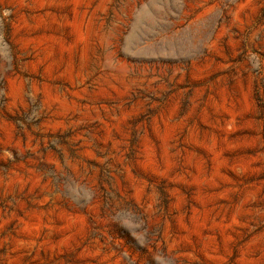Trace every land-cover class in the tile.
I'll return each instance as SVG.
<instances>
[{
	"label": "rangeland",
	"instance_id": "1",
	"mask_svg": "<svg viewBox=\"0 0 264 264\" xmlns=\"http://www.w3.org/2000/svg\"><path fill=\"white\" fill-rule=\"evenodd\" d=\"M0 264H264V0H0Z\"/></svg>",
	"mask_w": 264,
	"mask_h": 264
}]
</instances>
